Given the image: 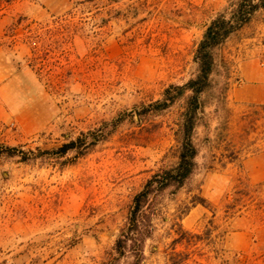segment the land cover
I'll use <instances>...</instances> for the list:
<instances>
[{
    "label": "rangeland",
    "instance_id": "374dc122",
    "mask_svg": "<svg viewBox=\"0 0 264 264\" xmlns=\"http://www.w3.org/2000/svg\"><path fill=\"white\" fill-rule=\"evenodd\" d=\"M226 4L0 0V146L30 159L0 156V264H104L113 255L133 197L176 162L185 97L142 110L195 77L204 27ZM213 57L193 135L196 171L162 205L167 217L190 207L184 230H212L202 264H264V110L256 117L232 97L242 64L264 69V10ZM87 132L102 140L56 155ZM196 194L208 207L190 206ZM152 245L144 264H163Z\"/></svg>",
    "mask_w": 264,
    "mask_h": 264
},
{
    "label": "trees",
    "instance_id": "16d2710c",
    "mask_svg": "<svg viewBox=\"0 0 264 264\" xmlns=\"http://www.w3.org/2000/svg\"><path fill=\"white\" fill-rule=\"evenodd\" d=\"M262 10H264V0H227L226 7L213 15L204 27L194 55L197 66L195 77L182 86L168 87L164 91L162 100L142 110L144 113L150 109L163 111L176 99L185 97L180 123L175 133L176 162L171 167L160 169L151 175L133 197L125 224L113 245V255L104 264H144L148 242L154 243L150 246V255H161L163 264H202L200 260L205 255L202 250L214 244L211 239L212 230L206 229L202 234L184 230L181 220L187 215L190 207L176 210L167 217L168 212L162 201L166 194L175 195L182 189L196 171L195 159L198 150L193 142V135L203 116L201 95L211 83L214 70L213 51L249 25L255 15ZM260 109L264 110V106ZM257 115L256 111V117ZM102 137V134L94 132L82 133L57 149L56 155L61 157L77 149L85 152L100 142ZM1 155L18 156L23 162L30 160L25 152L7 146H0ZM189 204L191 207L196 205L208 207L206 200L197 194L190 198ZM213 252L222 260L223 250ZM204 259V261L208 260V258Z\"/></svg>",
    "mask_w": 264,
    "mask_h": 264
},
{
    "label": "crops",
    "instance_id": "0c3cea01",
    "mask_svg": "<svg viewBox=\"0 0 264 264\" xmlns=\"http://www.w3.org/2000/svg\"><path fill=\"white\" fill-rule=\"evenodd\" d=\"M250 64L241 65V84L232 91V97L235 101L250 104L248 107L261 111L260 108L264 106V69L256 62L254 71Z\"/></svg>",
    "mask_w": 264,
    "mask_h": 264
}]
</instances>
